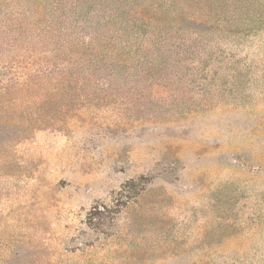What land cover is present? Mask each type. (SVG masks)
<instances>
[{"label":"rangeland","instance_id":"374dc122","mask_svg":"<svg viewBox=\"0 0 264 264\" xmlns=\"http://www.w3.org/2000/svg\"><path fill=\"white\" fill-rule=\"evenodd\" d=\"M20 5L32 26L36 5ZM177 8L175 37H210L179 101L103 71L70 100L14 105L20 122L0 113V264H264V0ZM44 50H22L29 68H47ZM24 121L35 129L17 137ZM99 205L111 212L96 226Z\"/></svg>","mask_w":264,"mask_h":264},{"label":"trees","instance_id":"16d2710c","mask_svg":"<svg viewBox=\"0 0 264 264\" xmlns=\"http://www.w3.org/2000/svg\"><path fill=\"white\" fill-rule=\"evenodd\" d=\"M22 1L0 0V113L13 115L15 123L22 121L18 117L22 112H16L14 105L25 103L32 108L70 100L68 89L104 81L102 74L97 76L103 71L107 85L125 83L132 76L137 84L149 83L150 97L158 96L153 87L162 86L173 90L170 96L178 101V87L197 81L198 68L193 71L191 63L198 59L200 73L206 71L210 37L202 30L198 37H175L173 33L180 0H30L36 5L27 17L32 26L15 22L16 10L24 8ZM186 20L194 21L189 15ZM16 32L20 35L13 37ZM40 46L46 49L42 54L50 56L49 65L45 70L31 69L21 52L36 51ZM190 73L194 77L188 78ZM40 122V127L48 124ZM24 123L18 125L17 137H27L35 129L32 121ZM106 212H111L106 205L95 206L89 213L91 224L105 225ZM100 231L109 240V231Z\"/></svg>","mask_w":264,"mask_h":264}]
</instances>
